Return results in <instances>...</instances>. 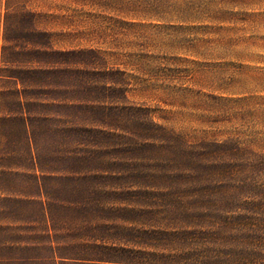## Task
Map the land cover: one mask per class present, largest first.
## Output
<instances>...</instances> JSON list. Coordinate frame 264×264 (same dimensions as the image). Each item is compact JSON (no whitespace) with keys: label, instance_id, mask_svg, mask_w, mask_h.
I'll list each match as a JSON object with an SVG mask.
<instances>
[{"label":"rangeland","instance_id":"374dc122","mask_svg":"<svg viewBox=\"0 0 264 264\" xmlns=\"http://www.w3.org/2000/svg\"><path fill=\"white\" fill-rule=\"evenodd\" d=\"M262 190L264 0H0V264L48 233L173 264Z\"/></svg>","mask_w":264,"mask_h":264},{"label":"trees","instance_id":"16d2710c","mask_svg":"<svg viewBox=\"0 0 264 264\" xmlns=\"http://www.w3.org/2000/svg\"><path fill=\"white\" fill-rule=\"evenodd\" d=\"M24 13L30 12L24 11ZM21 119L25 123V118ZM190 170L186 171L189 174L188 178L192 177ZM220 196L224 197L222 199L224 201L229 200V197L222 193L218 197L216 192L208 195L210 199L206 201L211 205L205 209L204 218L214 219L213 214L217 209L213 206L218 205L221 200ZM233 202L236 207L238 205L237 209L229 211L230 213L224 216L225 218L220 217L221 223L215 221L214 225L209 226L208 229L198 231L196 235L200 237L190 238L193 242L191 245L194 246L185 254L167 255L166 257L173 260V264H264V190L249 197L238 198ZM47 206V203H42L44 210H47ZM101 209L103 210V207ZM44 220L52 222L47 211L44 213ZM48 239V245H42L38 241L22 243L25 244L23 246L12 241L2 243L1 245H5L4 247L9 251L17 250L18 246L24 248L23 257H8L5 260L11 264H83L84 261L92 264H169L167 261H160V257H156L153 253L128 251L124 248L114 249V247L105 249L101 244L82 243L81 241L67 248V246H59L58 243L56 245L51 241L49 233ZM92 248L96 249L95 253H90ZM43 249L50 253L46 256L42 255L40 251ZM60 250L64 251L63 255H60ZM103 250L106 252L103 253Z\"/></svg>","mask_w":264,"mask_h":264}]
</instances>
